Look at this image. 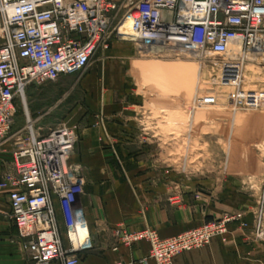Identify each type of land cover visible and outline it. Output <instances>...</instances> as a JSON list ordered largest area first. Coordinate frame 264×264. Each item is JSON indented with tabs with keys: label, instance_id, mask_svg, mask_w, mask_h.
<instances>
[{
	"label": "built area",
	"instance_id": "1",
	"mask_svg": "<svg viewBox=\"0 0 264 264\" xmlns=\"http://www.w3.org/2000/svg\"><path fill=\"white\" fill-rule=\"evenodd\" d=\"M123 10V12H122ZM139 16V17H136ZM170 29L179 32L171 44ZM114 40L132 41L140 48L157 46L198 50L223 59V79L235 86L236 105L258 107L264 91L241 87L249 58L264 67V0H0V191L10 204L8 217L18 228L27 264H79L81 253L93 247L73 237L79 225L88 228L80 202L85 192L82 167L70 158L79 140L78 127L62 126L42 136L27 115V130L13 133L18 98L27 99L31 84L43 85L64 75L82 74L100 50ZM234 55L235 57L228 56ZM6 150V146L10 145ZM63 153L57 159L56 151ZM54 162L57 165H54ZM55 198L67 228L64 245ZM232 216L161 237L146 228L113 229L115 249L141 241L150 244L157 264H174L186 251L208 245L228 233Z\"/></svg>",
	"mask_w": 264,
	"mask_h": 264
},
{
	"label": "rangeland",
	"instance_id": "2",
	"mask_svg": "<svg viewBox=\"0 0 264 264\" xmlns=\"http://www.w3.org/2000/svg\"><path fill=\"white\" fill-rule=\"evenodd\" d=\"M132 43L137 54L128 63L125 79L137 107L124 116L123 125L145 146L144 160L159 167L154 177L164 183V204L201 208L209 200L221 202L230 193L235 208L194 228L230 215L228 233L215 237L227 241L230 226L235 225L256 248L257 256L264 257V102L258 107L235 104L231 97L235 86L223 79L220 57L195 49H145ZM98 58L97 54L91 65ZM260 61L249 55L242 69V88L264 91ZM75 77L64 75L43 84L51 95H39L44 115L38 121L26 94L31 118L42 136L65 124L74 104L82 102L80 76ZM62 95L64 103L58 102ZM16 109L13 133H22L27 130L28 114L20 97ZM99 116L102 121L104 116ZM76 126L80 129L81 124ZM3 205L8 210L7 200Z\"/></svg>",
	"mask_w": 264,
	"mask_h": 264
},
{
	"label": "crops",
	"instance_id": "3",
	"mask_svg": "<svg viewBox=\"0 0 264 264\" xmlns=\"http://www.w3.org/2000/svg\"><path fill=\"white\" fill-rule=\"evenodd\" d=\"M113 1L125 4L128 0ZM136 54L137 47L132 42L114 40L109 49L98 52L97 62L75 77L80 76L83 100L74 104L65 124H81L78 129L80 139L70 163L82 167L85 192L80 202L93 244L81 253L79 264H157L150 256L147 241L129 246L120 244L115 249L113 229L125 227L140 231L153 228L161 237L167 238L235 208L230 193L222 196L221 202L209 200L201 208L164 204V183L154 177L159 167L144 160L145 146L139 145L123 125L124 116L137 107L132 104V95L127 93L131 88L125 79L128 63ZM44 86L31 84L27 89L33 102L32 112L38 114L37 121L44 115L39 109V95H51ZM64 95L58 102L64 103ZM99 115L104 116L102 121L98 120ZM10 147L11 144L7 145L6 150ZM9 156L7 152L0 154V163ZM1 170L0 164V174ZM5 200L8 210L3 205ZM54 202L64 245L69 248L60 203L57 198ZM0 206V264H27L26 255L16 240L18 228L7 216L11 208L5 191H0ZM230 231L227 241L215 237L204 247L177 255L174 264H264V257L257 256L256 248L241 236V230L232 225ZM50 264L62 263L56 260Z\"/></svg>",
	"mask_w": 264,
	"mask_h": 264
},
{
	"label": "bare ground",
	"instance_id": "4",
	"mask_svg": "<svg viewBox=\"0 0 264 264\" xmlns=\"http://www.w3.org/2000/svg\"><path fill=\"white\" fill-rule=\"evenodd\" d=\"M139 17V16H136ZM168 35L169 37H167V40L173 44L175 43L177 40H179V32L176 29H170L168 31ZM24 101H25V108L27 111V114L29 116V118L31 117L30 115V110L28 107V103H27V99L26 97H23ZM56 157L57 159L61 160V158H63V153H61L59 150L56 151ZM54 165H57L56 162H54ZM87 231H89V228H87V226L85 224L79 225L78 229H76L75 232L72 233L73 237H76V239H79V241H83L84 243L89 241V236L87 234Z\"/></svg>",
	"mask_w": 264,
	"mask_h": 264
}]
</instances>
